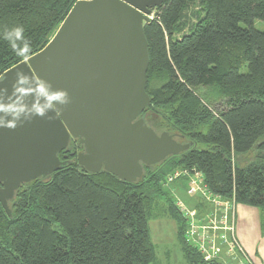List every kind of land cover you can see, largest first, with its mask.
<instances>
[{"label": "trees", "instance_id": "1", "mask_svg": "<svg viewBox=\"0 0 264 264\" xmlns=\"http://www.w3.org/2000/svg\"><path fill=\"white\" fill-rule=\"evenodd\" d=\"M77 1L0 0V32L22 24L31 57ZM153 13L144 27L151 103L141 117L159 116L190 147L134 182L89 172L70 158L23 183L8 202L11 215L0 203V264H151L149 221L161 200L179 221L189 264H225L222 256L205 260L189 242L187 218L171 194L170 183L179 181L187 192L195 172L213 195L264 211V161L249 159L254 151L264 156V28L256 27L264 23V0H165ZM22 61L0 38V78ZM177 171L184 173L170 180ZM195 208L200 216L201 205Z\"/></svg>", "mask_w": 264, "mask_h": 264}, {"label": "water", "instance_id": "2", "mask_svg": "<svg viewBox=\"0 0 264 264\" xmlns=\"http://www.w3.org/2000/svg\"><path fill=\"white\" fill-rule=\"evenodd\" d=\"M165 0H78L49 43L7 70L0 80L11 91L17 71L44 77L65 88L70 103L53 118L0 127V203L26 182L67 164L58 154L71 138L84 151L78 164L89 172L108 171L134 182L143 165H154L186 151L168 132L158 134L141 114L150 105L147 71L149 44L144 27Z\"/></svg>", "mask_w": 264, "mask_h": 264}, {"label": "rangeland", "instance_id": "3", "mask_svg": "<svg viewBox=\"0 0 264 264\" xmlns=\"http://www.w3.org/2000/svg\"><path fill=\"white\" fill-rule=\"evenodd\" d=\"M197 9H198V7L194 6L193 9L191 10V12H189V16H188L189 20L187 23L188 27L191 24L196 22V18L194 17L193 14ZM153 17H154V13L151 15V18H153ZM188 27L186 28V31H188ZM256 27L259 29H263L264 23L256 21ZM181 36H182V33L177 34V37H181ZM141 118H143V117H141ZM144 120L158 134H161V133L167 131V128L164 125V122L161 120V118L152 112H148L147 114H145ZM172 134H173V137L176 140H178L179 142H181V143H187L188 142V139L180 136L179 134H177L175 132H172ZM71 139H72L71 144L69 142L71 151L75 152L76 154H79L80 153L79 151L81 150L79 139H77V138H71ZM263 142H264V139H263ZM68 147H69V145H68ZM63 151H65V150H63ZM64 154H66V153H62V151L58 154V157L61 161L68 162L69 159L72 158V160L75 159L78 162V155L74 154L73 157L72 156L68 157V156H64ZM249 157H250L249 158L250 160L255 158V159L264 161L263 159H261L264 156L262 155V153H259L258 151H256V152L254 151L252 154L249 155ZM65 158H67V159H65ZM244 159H247V158H244ZM237 160H240V159H237ZM162 162H164V160ZM162 162H160V163L162 164ZM150 168H153V167H150ZM146 169H147V167L145 168L144 171H146ZM185 183L186 182H182V181L181 182L179 181V183H175V185H172V183H170L171 184L170 187H171V191H172L171 194L174 195L173 198L177 200V203H182L186 206H189L191 208V210H194V209H192V206H194V204L195 205L200 204L201 205L200 213H201V215L204 216L203 218L205 219V222L208 225L209 224L208 218L211 217V213L213 211L212 206L210 205L211 204L210 199H208V194L205 196L203 192L199 191L194 196H190L188 194V192H186ZM170 184H168V185H170ZM237 204L239 205L240 203H237ZM237 204H236V206H238ZM159 205H160L159 207H157L153 210V213L151 214L150 221H149L151 239H152V242L154 244L155 254H156V259L151 264H189V262L187 261V259L185 257V254L183 252V249H182L183 245L181 244V242L179 240V235H178L179 221L176 218H173L171 216V214L169 213V211H166L165 208H167V205L165 204V202L163 200L160 201ZM244 206H246V205H244ZM247 206H249V205H247ZM249 207L253 208L252 206H249ZM195 209L199 210V208H195ZM239 223L240 222H239V216H238V220L236 217L235 236L237 237L240 245L242 246V248L244 249L246 254L256 263L254 258L250 255V252L246 249V247L242 244V242L240 241V239L238 237ZM255 224H256V222H255ZM262 231H264V222H261V224L258 225V227H256V229L250 233V237H249L250 242H253L255 244V242L257 241L256 239H258V237L262 235ZM254 239H255V241H254ZM220 247L223 248L224 246L221 245ZM253 247H254V245H253ZM221 256L223 257V259L221 258V260H223V262L225 264H236L237 260L239 259V257H237L235 259L233 257H229V255H228V257L224 256V254Z\"/></svg>", "mask_w": 264, "mask_h": 264}, {"label": "clouds", "instance_id": "4", "mask_svg": "<svg viewBox=\"0 0 264 264\" xmlns=\"http://www.w3.org/2000/svg\"><path fill=\"white\" fill-rule=\"evenodd\" d=\"M91 3L92 0H87ZM0 38L7 41L16 56L29 59L32 51L31 41L25 35L22 24L5 27ZM0 84H4L0 80ZM70 94L65 88H56L44 77L17 71L14 75L11 91L7 85L0 87V127L15 129L37 117L53 118L61 105L70 103Z\"/></svg>", "mask_w": 264, "mask_h": 264}, {"label": "built area", "instance_id": "5", "mask_svg": "<svg viewBox=\"0 0 264 264\" xmlns=\"http://www.w3.org/2000/svg\"><path fill=\"white\" fill-rule=\"evenodd\" d=\"M183 173V171H177L169 179L174 180ZM199 191L203 192L205 196L208 194L213 211L211 217L208 218L209 224L207 225L203 218L204 216H199L196 209L191 210V208L179 203L180 208L187 218V238L189 242L197 247L198 251L207 261L219 258L224 250L229 257L241 258L243 264H256L246 254L235 236L237 217L236 202L213 195L203 183L201 174L195 172L190 177L187 192L190 196H194ZM221 245L226 246V250L224 247L221 248Z\"/></svg>", "mask_w": 264, "mask_h": 264}, {"label": "crops", "instance_id": "6", "mask_svg": "<svg viewBox=\"0 0 264 264\" xmlns=\"http://www.w3.org/2000/svg\"><path fill=\"white\" fill-rule=\"evenodd\" d=\"M238 216L240 222L238 237L240 241L250 252V255L254 258L257 264H264V231H262V235L256 239L257 241L255 244L250 242L249 239L250 233L253 232L261 222H264V211L257 207L251 208L247 205L244 206V204H239L237 206V220Z\"/></svg>", "mask_w": 264, "mask_h": 264}, {"label": "flooded vegetation", "instance_id": "7", "mask_svg": "<svg viewBox=\"0 0 264 264\" xmlns=\"http://www.w3.org/2000/svg\"><path fill=\"white\" fill-rule=\"evenodd\" d=\"M80 146H81V147H80L81 150H80L79 152H83V151H84L83 145L80 144ZM79 152H78V153H79ZM62 153H66V154H64V156H68V157H71V156L73 157L74 154H75V155H78V154H76L75 152H72V151H71L70 146L67 147V149H66L65 151H62ZM65 159H67V158H65ZM149 166H152V165H149ZM146 167H148V166H147V165H143V174H144V170H145ZM142 176H143V175H142ZM142 176H141V177H142ZM141 177H140V178H141Z\"/></svg>", "mask_w": 264, "mask_h": 264}]
</instances>
